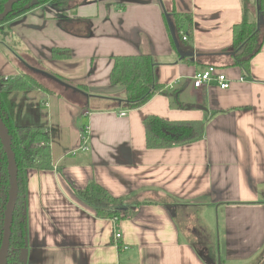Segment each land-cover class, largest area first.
<instances>
[{
  "label": "crops",
  "instance_id": "obj_1",
  "mask_svg": "<svg viewBox=\"0 0 264 264\" xmlns=\"http://www.w3.org/2000/svg\"><path fill=\"white\" fill-rule=\"evenodd\" d=\"M78 2L66 20L42 5L0 29V75L24 70L18 52L88 95L40 90L21 99L15 122L40 118L56 150L52 170L27 172V264H264V45L249 70L232 64L242 0ZM171 12L192 19L193 48L175 39L194 62L178 52ZM53 48L70 49L71 59L53 60ZM117 55H148L170 95L120 107L125 90L109 80ZM210 66L227 72L229 89L194 88ZM146 115L204 121V138L148 149ZM92 180L126 201L120 219L98 218L78 196Z\"/></svg>",
  "mask_w": 264,
  "mask_h": 264
},
{
  "label": "trees",
  "instance_id": "obj_2",
  "mask_svg": "<svg viewBox=\"0 0 264 264\" xmlns=\"http://www.w3.org/2000/svg\"><path fill=\"white\" fill-rule=\"evenodd\" d=\"M50 1L56 2L60 8L65 9V13H70L71 16H75L78 12L76 8L80 7L79 4L74 3L76 0H26L13 5L12 13L0 22V29L7 27L14 18L23 16L30 10ZM5 2V0H0V13L4 11ZM32 2L37 3L32 5ZM242 14L241 23L233 27V45L231 49L235 53L232 64L244 71L249 70L251 60L264 45V0H242ZM171 15L175 19V31L180 42L187 45L189 49L193 48L191 17L186 14L181 17L174 12H171ZM260 18V25L258 26ZM184 26H186V31L183 28ZM71 56L70 49L53 48L51 54L52 59L55 61L70 60ZM111 59L114 65L109 74L110 84L113 87L116 86L125 90V98L120 106L124 110L131 111V109L141 108L159 93L170 95L165 86L157 80L153 60L148 55H117ZM28 61L29 63L24 60V64L37 71L47 72L42 64L36 63L32 59H28ZM32 69L26 67L14 76L0 75V117L6 122L9 129L12 151L15 153L16 164L18 165L19 180L18 198L12 222L10 255L7 264H22L21 250L25 246L27 232L25 215L27 172L30 169L52 170L54 157L56 156V150L51 146L52 138L54 139L53 130L47 124L29 126L15 122L21 103L19 100L40 90L48 91L52 95L60 90L69 97L79 94L71 89H66L65 86L59 83L56 84L53 80L42 77L41 74L34 72ZM44 81L54 84V89L48 88L47 84L44 85ZM173 96L175 103H178L177 94L174 93ZM115 102L119 103L118 100ZM178 106L185 107L181 103H178ZM143 127L145 147L148 149L188 146L191 143L202 141L205 135L204 121H170L155 115H146L143 120ZM7 168V156L0 141V244L2 241V219L8 201L9 180ZM76 192L88 206L94 209L98 218L118 220L122 217L123 209H127L124 199L111 197L108 191L94 180L90 181L85 189L76 190Z\"/></svg>",
  "mask_w": 264,
  "mask_h": 264
},
{
  "label": "water",
  "instance_id": "obj_3",
  "mask_svg": "<svg viewBox=\"0 0 264 264\" xmlns=\"http://www.w3.org/2000/svg\"><path fill=\"white\" fill-rule=\"evenodd\" d=\"M4 4V11L0 13V22H2L9 14L12 13L13 5L19 2H23L26 0H5ZM167 17L168 27L171 31L173 37H174V43L178 49V52L183 59H189L191 61H196L195 54L192 51H186L182 52L180 46L178 45V41L175 39V24L172 21V17L170 14H165ZM261 18L258 21V26L260 25ZM232 55H235L234 52L231 53ZM25 66L27 68L32 69L29 65ZM34 72L41 74L42 77L48 78L50 80H53L56 84H60L62 86H65L66 89H71L74 92H77L86 98L88 97L87 94H84L83 92L79 91L76 87H71L68 84L64 83L60 79L54 78L52 75L48 74L47 72L37 71L35 69H32ZM119 105L123 100H118ZM0 141L3 146V150L6 153L7 156V171H8V180H9V190H8V201L5 206L4 211V217L2 219V241L0 245V264H7L8 256H9V248L11 243V234H12V226H13V215L15 211V205L18 198V188H19V180H18V165L16 164V156L14 151H12V140L9 135V129L6 124V122L3 121L2 117H0ZM1 224V223H0ZM28 238L25 239V246L21 250V263L27 264V258H28V251H27V244H28ZM219 260V259H218ZM218 264H221V261H218Z\"/></svg>",
  "mask_w": 264,
  "mask_h": 264
},
{
  "label": "built area",
  "instance_id": "obj_4",
  "mask_svg": "<svg viewBox=\"0 0 264 264\" xmlns=\"http://www.w3.org/2000/svg\"><path fill=\"white\" fill-rule=\"evenodd\" d=\"M215 82L222 90H227L231 87V78L228 77L227 72L219 67H206L198 71L193 77V86L196 89L202 88L203 85ZM173 89L172 86L168 87ZM121 116H125V112H121ZM121 234L116 236V239L120 240Z\"/></svg>",
  "mask_w": 264,
  "mask_h": 264
},
{
  "label": "rangeland",
  "instance_id": "obj_5",
  "mask_svg": "<svg viewBox=\"0 0 264 264\" xmlns=\"http://www.w3.org/2000/svg\"><path fill=\"white\" fill-rule=\"evenodd\" d=\"M33 3L34 4H36L37 2H32V5H33ZM74 3H80V2H78L77 0L74 2ZM38 5H40V4H38ZM42 6V5H41ZM41 6H39V7H37V8H40ZM86 6V5H85ZM33 10H35V9H33ZM33 10H30V11H33ZM81 10V9H80ZM91 10H93V11H95V8H89V9H86L85 10V12L86 13H90L91 12ZM29 11V12H30ZM28 13V12H27ZM20 17H22V16H19V17H17V18H20ZM15 19V18H14ZM13 21V20H12ZM11 22V21H10ZM8 26H10V25H8ZM5 28H6V26H5ZM13 51H15V50H13ZM16 52V51H15ZM21 58L19 59V60H21L22 59V54H20V53H18V52H16ZM15 57H13L12 59H14ZM24 69H25V67H24ZM23 71V70H22ZM47 84V82H45L44 81V85H46ZM48 88H50V89H54V86H49ZM36 93H37V91L34 93V94H32V96H35L36 95ZM27 97L29 96V95H26ZM26 96H24L23 98H25ZM31 95L28 97V101L30 102V101H33V97H32ZM18 100V99H17ZM20 102H22L23 100H19ZM30 104V103H29ZM20 106V105H19ZM32 107H34V102H32V104L30 105V107L28 106V109L26 110V112H29V113H31V115H30V117H32L33 116V108ZM126 111H128V110H126ZM26 112H25V114H26ZM39 112L40 113H42V110L39 108ZM26 118H29V117H26ZM36 120H40V118H38V119H36ZM36 120H34V122L33 121H30V122H26L25 121V125H43L44 123V121H42V123H40L41 121H36Z\"/></svg>",
  "mask_w": 264,
  "mask_h": 264
},
{
  "label": "flooded vegetation",
  "instance_id": "obj_6",
  "mask_svg": "<svg viewBox=\"0 0 264 264\" xmlns=\"http://www.w3.org/2000/svg\"><path fill=\"white\" fill-rule=\"evenodd\" d=\"M46 5H49V6H57V7H59L57 4H56V2H53V1H50V2H47L46 4H44L43 6H46ZM59 12L61 13V16H62V18L63 19H67L68 17H70L71 16V14L69 13H65L64 11H65V9H63V8H60L59 7ZM79 9V7L78 8H76V11ZM76 15V14H75ZM20 57V56H19ZM18 57V61H21L22 62V64L25 66V62H24V60L27 62V63H29V61L27 60V57H24V56H22V59L21 60H19L20 58ZM25 68H26V66H25ZM1 245V244H0ZM9 255H10V252H9ZM9 257V256H8Z\"/></svg>",
  "mask_w": 264,
  "mask_h": 264
}]
</instances>
